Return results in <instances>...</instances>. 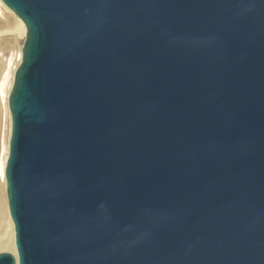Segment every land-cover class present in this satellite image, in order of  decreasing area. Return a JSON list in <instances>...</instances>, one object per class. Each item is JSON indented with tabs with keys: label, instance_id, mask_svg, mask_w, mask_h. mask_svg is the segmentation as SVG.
Returning <instances> with one entry per match:
<instances>
[{
	"label": "water",
	"instance_id": "95a60500",
	"mask_svg": "<svg viewBox=\"0 0 264 264\" xmlns=\"http://www.w3.org/2000/svg\"><path fill=\"white\" fill-rule=\"evenodd\" d=\"M1 1L0 264H264V0Z\"/></svg>",
	"mask_w": 264,
	"mask_h": 264
},
{
	"label": "bare ground",
	"instance_id": "6f19581e",
	"mask_svg": "<svg viewBox=\"0 0 264 264\" xmlns=\"http://www.w3.org/2000/svg\"><path fill=\"white\" fill-rule=\"evenodd\" d=\"M2 15L3 14L0 9V16ZM9 19L12 21H7ZM5 21L6 22L2 26L3 28H0V30L6 29L4 33H10L11 36L6 40V42H0V51L6 52L4 56L1 55L0 57V102L4 106L5 112L10 115L11 123L10 135L8 137V151H4L6 153V157L0 161V253H10L17 260L15 229L10 217L6 197L7 185L5 170L9 157L10 138L12 132V120L9 111L8 99L14 85L15 73L22 62L21 51L26 39V27L11 10L10 16L7 17Z\"/></svg>",
	"mask_w": 264,
	"mask_h": 264
},
{
	"label": "rangeland",
	"instance_id": "374dc122",
	"mask_svg": "<svg viewBox=\"0 0 264 264\" xmlns=\"http://www.w3.org/2000/svg\"><path fill=\"white\" fill-rule=\"evenodd\" d=\"M0 9L2 12V16H0V28H3L2 26L6 22V18L10 16V10L0 1ZM11 22L12 20H7ZM6 29L0 30V42H6L7 39L10 38V33H4ZM3 41V42H2ZM1 45V44H0ZM16 50V49H15ZM15 53V52H14ZM5 51H0V57L1 55H5ZM15 56V55H14ZM10 115L5 112L3 104L0 102V161L6 157V153L8 151V140L10 135ZM5 151V152H4Z\"/></svg>",
	"mask_w": 264,
	"mask_h": 264
}]
</instances>
